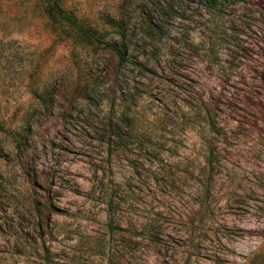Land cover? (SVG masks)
Returning a JSON list of instances; mask_svg holds the SVG:
<instances>
[{
	"label": "rangeland",
	"instance_id": "1",
	"mask_svg": "<svg viewBox=\"0 0 264 264\" xmlns=\"http://www.w3.org/2000/svg\"><path fill=\"white\" fill-rule=\"evenodd\" d=\"M60 3L0 0V264H264V0Z\"/></svg>",
	"mask_w": 264,
	"mask_h": 264
},
{
	"label": "trees",
	"instance_id": "2",
	"mask_svg": "<svg viewBox=\"0 0 264 264\" xmlns=\"http://www.w3.org/2000/svg\"><path fill=\"white\" fill-rule=\"evenodd\" d=\"M44 4L45 12L49 19L54 23L55 26L61 28L62 33L68 37L73 42L78 43H85V45L95 47L100 42V34L95 29L91 27H87L85 23L81 20L74 17L71 13H66L60 0H42ZM211 4L216 5L218 0H209ZM118 34L120 38L124 41V36L122 35V26L119 25ZM152 27L146 29V35L150 38H153V31ZM103 36V35H102ZM124 42L121 44H116L114 50V54L116 58L120 61H123L126 58L127 54V47L123 45ZM96 49V48H94ZM0 130L4 132L5 128L3 125L0 124Z\"/></svg>",
	"mask_w": 264,
	"mask_h": 264
}]
</instances>
